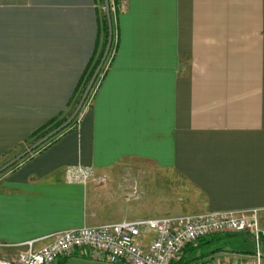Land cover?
Segmentation results:
<instances>
[{
    "label": "crops",
    "instance_id": "crops-1",
    "mask_svg": "<svg viewBox=\"0 0 264 264\" xmlns=\"http://www.w3.org/2000/svg\"><path fill=\"white\" fill-rule=\"evenodd\" d=\"M115 1V49L79 122L0 172V257L125 221L264 219V0ZM98 4L0 0V170L69 115L102 43ZM71 167L106 181L69 183Z\"/></svg>",
    "mask_w": 264,
    "mask_h": 264
},
{
    "label": "built area",
    "instance_id": "built-area-1",
    "mask_svg": "<svg viewBox=\"0 0 264 264\" xmlns=\"http://www.w3.org/2000/svg\"><path fill=\"white\" fill-rule=\"evenodd\" d=\"M112 55V54H111ZM99 84L91 91L94 96ZM73 120L79 122L77 115ZM69 183L86 184L90 181L104 183L103 177H96L87 167H71L66 171ZM250 235L254 244L250 260H237L207 264H264V231L258 227L256 213L242 215L235 212L201 214L179 218L145 219L132 222L106 224L95 228L67 230L51 234L18 245L22 250L14 259L0 257V264H57L59 259L69 258L82 250H89L101 256L107 264H172L182 252L199 240L216 234ZM152 234L145 247L142 240ZM46 242L36 249V245Z\"/></svg>",
    "mask_w": 264,
    "mask_h": 264
},
{
    "label": "trees",
    "instance_id": "trees-1",
    "mask_svg": "<svg viewBox=\"0 0 264 264\" xmlns=\"http://www.w3.org/2000/svg\"><path fill=\"white\" fill-rule=\"evenodd\" d=\"M99 4L102 6L101 10H98V23H99V33L102 36V43L100 48H98V45L93 53V56L85 70V73L80 80L78 90L76 92V97L73 100L72 103V108L69 113V115L66 118H63L61 120L54 119L50 122H48L42 129H40L36 134H34V140L30 142L28 147H31L34 145L36 142L44 138L46 135L51 133L53 130L57 129L60 127L63 123L66 122V120L72 115L74 110L76 109L77 105L80 102L81 96L83 92L85 91L89 81L91 80L94 72L96 71L97 67L100 64V61L103 57L104 50L108 41V36H109V27H108V19L105 13L104 9V1L103 0H98ZM109 13H110V22L112 26V43L111 47H113V51L115 49L116 42H114L115 38V33H116V19L117 15L119 13L118 8H117V3L115 0H109ZM106 68H103V71L101 73L100 79L102 76L105 74ZM75 120H73L66 128L61 130L58 134L55 136L51 137L47 142L51 144L54 138L58 135H60L63 131H65L68 127H70ZM38 148L32 150L36 151ZM252 241L251 237L247 233L243 234H229V233H224V234H216L212 236L205 237L201 240L198 241L197 249L202 250V257H211L215 254L222 253L229 251L230 253L234 254H245L249 255L252 252L251 251H241L239 247L237 246L239 242L246 243ZM189 248V247H188ZM187 249V248H186ZM185 249V250H186ZM173 264V263H172Z\"/></svg>",
    "mask_w": 264,
    "mask_h": 264
},
{
    "label": "rangeland",
    "instance_id": "rangeland-1",
    "mask_svg": "<svg viewBox=\"0 0 264 264\" xmlns=\"http://www.w3.org/2000/svg\"><path fill=\"white\" fill-rule=\"evenodd\" d=\"M101 8H102V6L100 4H98V9L101 10ZM112 52H113V47H110V51H109L108 56H107V58H106V60L104 62V65L101 68V70H100V72H99V74H98V76H97V78H96V80L94 82V85L91 88L86 100L84 101L82 109L80 110V112H82V110L89 103L90 98H91V91L94 89L95 85L100 80V76H101V73L103 71V68H105L106 62L109 60ZM258 227H259V229L261 231H264V219L261 221V223L258 221ZM197 245H198V242L196 244H194L193 246H190L189 248L184 250L182 252V255L179 257V259L177 261L173 262V264H207V263H209L211 261H214V260L218 261L219 263H226V262H231L232 260H234V258L232 257L233 253H230L229 251L218 253V254H215V255H213L211 257H207V258L205 257L204 258V257H202V252H201L202 250L197 249ZM237 246L239 247V249L241 251H252V249L254 248V244L252 242L251 243H249V242H246V243L239 242ZM230 254H232V255H230ZM228 255H230V257ZM235 255H239V256H237L238 258L236 257V259L245 260V259H240L239 258L240 255H245V254H235Z\"/></svg>",
    "mask_w": 264,
    "mask_h": 264
},
{
    "label": "water",
    "instance_id": "water-1",
    "mask_svg": "<svg viewBox=\"0 0 264 264\" xmlns=\"http://www.w3.org/2000/svg\"><path fill=\"white\" fill-rule=\"evenodd\" d=\"M104 1V8H105V13L108 19V27H109V36H108V41L104 50V54L103 57L100 61L99 66L97 67L96 71L94 72L91 80L89 81L82 97L81 100L79 102V104L77 105L76 109L74 110V112L72 113V115L66 120L65 123H63L60 127H58L57 129L53 130L51 133H49L48 135H46L44 138H42L41 140H39L38 142H36L34 145H32L27 151H25L23 154H21L20 156H18L14 161H12L11 163L7 164L6 166H4L0 172L4 171L5 169H7L9 166H11L12 164H14L16 161L20 160L21 158H23L24 156H26L27 154H29L30 152H32V150L38 148L39 146H41L42 144H44L45 142H47L51 137L55 136L56 134H58L61 130H63L64 128H66L72 121L73 119L79 114L80 110L82 109L83 103L86 100L91 88L94 85V82L101 70V68L104 65V62L108 56V53L110 51V47H111V43H112V26H111V22H110V13H109V0H103ZM261 251L264 254V245L261 247Z\"/></svg>",
    "mask_w": 264,
    "mask_h": 264
}]
</instances>
